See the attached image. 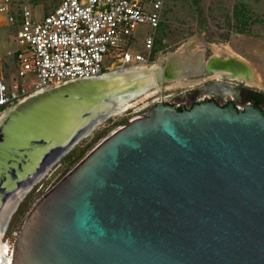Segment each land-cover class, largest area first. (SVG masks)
<instances>
[{
  "label": "water",
  "instance_id": "obj_1",
  "mask_svg": "<svg viewBox=\"0 0 264 264\" xmlns=\"http://www.w3.org/2000/svg\"><path fill=\"white\" fill-rule=\"evenodd\" d=\"M207 65L254 74L233 55ZM107 72L39 90L5 111L0 224L7 228L32 188L115 115L121 97L142 93ZM6 254L0 264H264V109L150 104L109 129L39 198L10 262Z\"/></svg>",
  "mask_w": 264,
  "mask_h": 264
},
{
  "label": "built area",
  "instance_id": "obj_2",
  "mask_svg": "<svg viewBox=\"0 0 264 264\" xmlns=\"http://www.w3.org/2000/svg\"><path fill=\"white\" fill-rule=\"evenodd\" d=\"M165 3L59 0L53 10L36 18L27 3L0 0V14L14 25L18 44L13 53L14 70L0 76V114L47 87L99 76L129 63L148 64L153 34L145 31L146 55L133 52L131 45L141 24L157 29Z\"/></svg>",
  "mask_w": 264,
  "mask_h": 264
},
{
  "label": "rangeland",
  "instance_id": "obj_3",
  "mask_svg": "<svg viewBox=\"0 0 264 264\" xmlns=\"http://www.w3.org/2000/svg\"><path fill=\"white\" fill-rule=\"evenodd\" d=\"M20 1L30 6L31 14L36 18H41L59 3V0ZM145 31L155 37V43L150 52L149 66L157 64L159 60L164 59L183 44L193 40L201 41L200 47L194 43L192 48H202L204 58L215 54L214 47L226 52L227 56H242L259 75L261 85H256V88L264 93V0H166L157 29L146 23L138 27L137 37L131 45L133 52L147 54L144 46ZM158 36L162 37V46L153 53L154 47L157 46ZM17 47L14 25L7 21L5 15L0 14V76L14 70L13 53ZM105 62L109 63V61ZM171 84V80H165L162 86H159L161 90H156L158 92L146 98L139 96L132 106L107 119L82 141L88 143L97 131L106 134L115 126L127 124L134 116L146 114L152 101L159 100L160 97H167L171 100V97H168L169 93L174 97L191 89L188 85L171 86ZM104 135L93 142L91 147ZM63 158L32 188L13 214L2 235V240L8 242L12 249L17 234L35 203L80 160L70 163V160L65 161Z\"/></svg>",
  "mask_w": 264,
  "mask_h": 264
},
{
  "label": "bare ground",
  "instance_id": "obj_4",
  "mask_svg": "<svg viewBox=\"0 0 264 264\" xmlns=\"http://www.w3.org/2000/svg\"><path fill=\"white\" fill-rule=\"evenodd\" d=\"M200 42L201 41L193 40L192 42L183 44L174 52L166 56L164 59L159 60L157 64L160 66H158L157 64L149 66V64L146 63H129L121 67L113 68L112 70L107 72L110 74L118 75L120 80H123V76H128L131 80L136 81V83L140 85V91H142L140 95L136 96L133 99H129L124 96L121 97V102L117 103L118 108L115 110V115L132 106L139 96L146 98L152 95L154 92H158L159 90H161L159 89V86H162V82L168 78L169 68L172 72L175 71L178 73H174L175 76L171 80V86H186L195 84V79H191L190 76L195 75L197 72H199V70H201V66L204 64V53L202 48L193 49L192 45L196 43V45L200 47ZM214 53L215 55L226 54V52L218 47H214ZM235 56L244 59L240 55ZM220 73L224 74V72L216 71L215 75L218 76L220 75ZM246 80L251 85H261L260 77L255 71L252 76L246 77ZM5 113L6 112L0 114V120L5 115ZM5 230V225L0 224V254L2 252H4L5 254L7 253L6 258L8 259V262H10L13 249L8 242L2 240V235L4 234Z\"/></svg>",
  "mask_w": 264,
  "mask_h": 264
},
{
  "label": "flooded vegetation",
  "instance_id": "obj_5",
  "mask_svg": "<svg viewBox=\"0 0 264 264\" xmlns=\"http://www.w3.org/2000/svg\"><path fill=\"white\" fill-rule=\"evenodd\" d=\"M212 56H216L221 60H227L230 57L212 54L208 58H204L201 70L190 76L191 79H195V84L188 85L191 89H187L186 92H181L174 97L169 93L168 97H171V100L167 99L166 102L175 103L179 108H191L196 103L213 100L221 106L233 103L237 108H242L245 104L252 103L264 109V94L259 95L260 90L256 88V85L249 84L245 77L231 76L230 72L220 69L218 66L210 69L207 64ZM216 71L224 72L225 75L220 73L217 76L215 75ZM174 73L178 74L175 71L172 72L169 68L166 80H172L175 76ZM258 98H261V100ZM156 101L158 100L152 101V104Z\"/></svg>",
  "mask_w": 264,
  "mask_h": 264
},
{
  "label": "trees",
  "instance_id": "obj_6",
  "mask_svg": "<svg viewBox=\"0 0 264 264\" xmlns=\"http://www.w3.org/2000/svg\"><path fill=\"white\" fill-rule=\"evenodd\" d=\"M157 46L154 47L153 53L156 52V50L160 49L162 46V37L158 36L156 39ZM264 93L262 91L259 92V95H263ZM256 96V95H255ZM264 97V95H263ZM261 100V98H258ZM105 132H96L95 135L92 137V140L88 143L86 141L79 142L67 155L64 156L63 160H70V163H73L79 159H81L88 149L91 147L92 143L97 141L102 135H104Z\"/></svg>",
  "mask_w": 264,
  "mask_h": 264
}]
</instances>
